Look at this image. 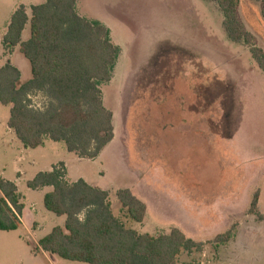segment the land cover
<instances>
[{
    "label": "rangeland",
    "instance_id": "rangeland-1",
    "mask_svg": "<svg viewBox=\"0 0 264 264\" xmlns=\"http://www.w3.org/2000/svg\"><path fill=\"white\" fill-rule=\"evenodd\" d=\"M20 3L30 1L0 0V65L2 37ZM75 9L107 27L120 49L111 80L100 85L113 139L92 160L48 138L36 149L24 148L6 125L9 107L0 104V178L15 184L24 206V229L0 232V264H83L37 245L63 226L64 217L43 207L50 187L26 184L59 163L69 181L106 191L112 214L128 228L151 235L177 228L203 244L200 253H182L177 264H264V73L247 46L227 38L217 5L77 0ZM239 17L264 52L260 2L242 1ZM29 35L27 22L21 40ZM11 62L21 72L19 84L29 81V64L17 49ZM42 98L31 100L36 105ZM120 189L145 204L141 223L125 218ZM254 195L257 215L249 213ZM230 229L232 239L216 245L214 238Z\"/></svg>",
    "mask_w": 264,
    "mask_h": 264
},
{
    "label": "trees",
    "instance_id": "trees-1",
    "mask_svg": "<svg viewBox=\"0 0 264 264\" xmlns=\"http://www.w3.org/2000/svg\"><path fill=\"white\" fill-rule=\"evenodd\" d=\"M77 0H45L26 9L18 6L2 37L4 54L18 52L27 60L31 78L18 86L20 72L9 63L0 67V104L9 107L7 127L24 148L36 149L45 138L63 142L79 159L92 160L113 139L112 113L103 105L100 85L108 83L120 49L114 45L107 27L76 13ZM222 13L227 38L243 43L264 73V52L256 46L240 17L242 1L209 0ZM29 23V38L20 42ZM41 94L34 105L31 97ZM27 188L50 187L42 203L46 211L64 217L62 227H54L38 242V248L60 259L83 264H177L182 253H200L203 244L177 228L168 234L151 235L128 228L110 209L108 193L84 180L67 179L62 163L50 172H39ZM125 218L141 223L146 206L130 190L117 191ZM257 195L249 213L256 214ZM24 206L13 182L0 178V232L22 228ZM232 230L217 235L216 245L229 242ZM36 251L37 248L34 247Z\"/></svg>",
    "mask_w": 264,
    "mask_h": 264
},
{
    "label": "crops",
    "instance_id": "crops-1",
    "mask_svg": "<svg viewBox=\"0 0 264 264\" xmlns=\"http://www.w3.org/2000/svg\"><path fill=\"white\" fill-rule=\"evenodd\" d=\"M30 1V3H29V5H27V4H22V3H20V4H18V5H22L23 7H31V6H35L36 5V3L35 2H33V0H29ZM33 2V3H32ZM77 2V1H76ZM17 5V6H18ZM21 35H22V33H21ZM20 42H23L22 40H21V36H20ZM15 49H17L18 50V47H16ZM15 49L12 51V53L11 54H4V51L2 52V63H1V65H0V67L1 66H3L4 64H6V63H9L10 65H12V66H14L15 68H17L18 69V67L16 66V65H14L12 62H11V58L13 57V55H14V51H15ZM19 70V69H18ZM19 72H20V70H19ZM20 78H21V72H20ZM20 78H19V80H20ZM19 80H18V82H17V85L18 86H20V85H22V84H19ZM24 84V83H23ZM7 123V122H6ZM9 129V128H8ZM10 130V129H9ZM12 131V130H11ZM50 190H51V188H50ZM49 192V191H48ZM22 213H23V211H22ZM22 217V216H21ZM21 223H22V220H21ZM22 227H23V229H24V226H23V223H22ZM47 254V253H46Z\"/></svg>",
    "mask_w": 264,
    "mask_h": 264
}]
</instances>
